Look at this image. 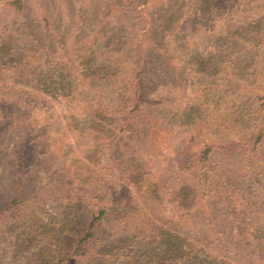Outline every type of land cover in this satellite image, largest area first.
Returning a JSON list of instances; mask_svg holds the SVG:
<instances>
[{
  "label": "trees",
  "instance_id": "16d2710c",
  "mask_svg": "<svg viewBox=\"0 0 264 264\" xmlns=\"http://www.w3.org/2000/svg\"><path fill=\"white\" fill-rule=\"evenodd\" d=\"M29 1L37 25L28 21ZM5 16L11 25H0V126L13 118L12 107L50 98L67 108L44 130L34 131L29 114L16 129L55 146L48 157L57 162L53 188L65 218L64 252L52 264H264V118L242 134L212 102L218 127L186 138L174 159L161 160L152 143H165L160 133L170 132L159 111L168 95L149 69L159 47L148 48L143 37L124 47L128 35L108 25L86 39L61 25L44 0H0V20ZM27 136L8 144L23 154Z\"/></svg>",
  "mask_w": 264,
  "mask_h": 264
},
{
  "label": "rangeland",
  "instance_id": "374dc122",
  "mask_svg": "<svg viewBox=\"0 0 264 264\" xmlns=\"http://www.w3.org/2000/svg\"><path fill=\"white\" fill-rule=\"evenodd\" d=\"M45 2L61 16V25L84 32L86 39L95 37L99 25H108L123 30L117 34L128 35L124 47L141 37L148 48H153L151 44L159 47L149 58L154 60L149 69L155 73L150 74L151 82L163 83L160 91L163 97L168 95L159 111L168 115L162 124L170 127V132L160 133L165 143H159L158 138L157 145L150 143L161 160L174 159L186 138L207 135L210 125L216 129L220 121L216 115L227 116L226 121L232 119L242 134L250 133L264 118V0ZM141 10L144 12L139 17ZM26 15L32 25H37V9L31 1ZM9 20L11 17H3L0 25H11ZM193 71L194 79L190 77ZM212 102L218 104L219 114L217 108L210 107ZM37 105L11 106L8 115L14 114L13 118L0 126V264H52L64 252L59 223L65 218V208L53 188L57 162L48 157L55 146L35 144L27 136L32 132L25 130L24 135L16 129L29 114L34 131L44 130L52 118L67 114V108L60 99L49 98ZM59 131L66 133L65 129ZM24 136L28 144L21 154L8 142H21ZM57 136L67 143L66 134ZM16 195L20 196L18 205L13 204ZM142 263L141 258L137 264Z\"/></svg>",
  "mask_w": 264,
  "mask_h": 264
}]
</instances>
